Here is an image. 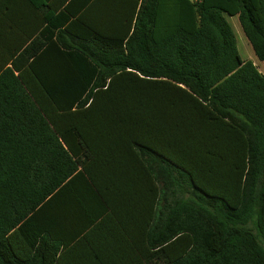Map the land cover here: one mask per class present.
Wrapping results in <instances>:
<instances>
[{
    "label": "trees",
    "instance_id": "1",
    "mask_svg": "<svg viewBox=\"0 0 264 264\" xmlns=\"http://www.w3.org/2000/svg\"><path fill=\"white\" fill-rule=\"evenodd\" d=\"M23 6L0 0V264H264V74L228 20L264 62V0Z\"/></svg>",
    "mask_w": 264,
    "mask_h": 264
},
{
    "label": "crops",
    "instance_id": "2",
    "mask_svg": "<svg viewBox=\"0 0 264 264\" xmlns=\"http://www.w3.org/2000/svg\"><path fill=\"white\" fill-rule=\"evenodd\" d=\"M23 1H24V6L21 7L20 10L22 13L27 15L30 21H32V20H35L36 18L40 19V16H43L45 14V11L49 10L47 8V5H49L53 0H23ZM146 190H147V186L145 183L144 188H143L144 194H147ZM147 205H148V201L146 200V198H144L143 202H139V205H138L139 212L138 213L136 211H129L128 217L131 216V218H133V219L130 218L129 223H126L127 224L126 227L130 229V234L129 232L126 233L124 231V225L122 222H119V223L116 222L114 225V228L118 230L119 234H123L124 236L129 237L127 239L129 241V244L130 242H134V241H137L138 239L139 240L141 239L143 220H144V229L146 232L147 225H148L147 218H146V206ZM142 208H144L145 210L144 211L145 216L143 218H142ZM91 230L99 234L105 235V236L109 233V228H107V224L103 221V218L94 220V223L91 226ZM81 255L82 254H79L77 256H81Z\"/></svg>",
    "mask_w": 264,
    "mask_h": 264
},
{
    "label": "rangeland",
    "instance_id": "3",
    "mask_svg": "<svg viewBox=\"0 0 264 264\" xmlns=\"http://www.w3.org/2000/svg\"><path fill=\"white\" fill-rule=\"evenodd\" d=\"M229 22L233 26V29L237 36V43H238V49L241 58L244 61H251L253 62L259 69L261 73H264V62H261L256 57L252 46L250 45L249 41L247 40L243 29L240 25L238 17H228Z\"/></svg>",
    "mask_w": 264,
    "mask_h": 264
}]
</instances>
